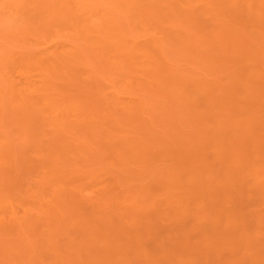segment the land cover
Listing matches in <instances>:
<instances>
[{
	"label": "rangeland",
	"instance_id": "374dc122",
	"mask_svg": "<svg viewBox=\"0 0 264 264\" xmlns=\"http://www.w3.org/2000/svg\"><path fill=\"white\" fill-rule=\"evenodd\" d=\"M224 1L0 0V264H264V0Z\"/></svg>",
	"mask_w": 264,
	"mask_h": 264
},
{
	"label": "bare ground",
	"instance_id": "6f19581e",
	"mask_svg": "<svg viewBox=\"0 0 264 264\" xmlns=\"http://www.w3.org/2000/svg\"><path fill=\"white\" fill-rule=\"evenodd\" d=\"M223 1H224V0H223ZM224 2H225V1H224ZM252 2H253V1H252ZM221 3H222V2H221ZM243 3H244V2H243ZM243 3H242V6L244 5ZM213 4H214V3H213ZM213 4H212V5H213ZM222 4H223V3H222ZM222 4H220V5H222ZM235 5H236V4H235ZM215 6H216V5H215ZM242 6H240V8H241ZM233 7H234V6H233ZM219 8H220V7H219ZM219 8H218V9H219ZM232 9H233V8H232ZM233 10H235V9H233ZM218 11H220V10H218ZM218 11H217V12H218ZM252 12H253V11H252ZM213 13H214V12H213ZM193 14H194V12H193ZM214 14H215V13H214ZM250 14H251V13H250ZM204 15H205V14H204ZM237 16H238V15H237ZM108 17H109V16H108ZM111 18H112V17H111ZM112 19H113V18H112ZM112 21H113V20H112ZM114 22H115V20H114ZM216 22H218V21H216ZM213 23H214V22H213ZM112 24H113V23H112ZM114 25H115V24H114ZM91 26H92V25H91ZM115 26H116V25H115ZM109 27H110V25H109ZM112 27H113V26H112ZM130 27H131V26H130ZM115 28H116V27H115ZM115 28H114V29H115ZM109 31H110V30H109ZM115 31H116V30H115ZM158 40H159V39H158ZM152 43H154V42H152ZM132 45H133V44H132ZM184 45H185V44H184ZM132 47L134 48V46H132ZM136 47H137V46H136ZM136 50H137V49H136ZM136 58H137V57H136ZM134 59H135V58H134ZM125 61H126V60H125ZM135 61H136V60H135ZM135 64H136V63H135ZM129 65H130V64H129ZM249 65L251 66V64H249ZM114 66H115V65H114ZM126 66H127V65H126ZM247 67H248V66H247ZM48 69H49V68H48ZM116 70H117V69H116ZM42 71H43V70H42ZM45 74H46V73H45ZM129 86H130V85H129ZM115 87H116V86H115ZM130 87H131V86H130ZM128 89H129V88H128ZM132 90H133V89H132ZM115 95H116V94H115ZM110 97H111V96H110ZM124 98H125V97H124ZM113 99H114V98H113ZM119 99H120V98H119ZM122 99H123V98H122ZM125 99H126V98H125ZM125 99H124V100H125ZM110 100H111V99H110ZM120 100H121V99H120ZM127 100H128V99H127ZM125 101H126V100H125ZM125 101H124V103H125ZM126 102H127V101H126ZM128 102H129V100H128ZM125 104H127V103H125ZM123 107H124V106H123ZM126 108H127V106H126ZM260 108H261V107H260ZM262 108H263V107H262ZM210 109H211V108H210ZM251 109H252V108H251ZM261 110H263V109H261ZM261 110H259V111H261ZM257 111H258V110H257ZM257 111H256V112H257ZM257 113H258V112H257ZM259 113H260V112H259ZM57 115H58V114H57ZM259 115H260V114H259ZM256 116H257V115H256ZM248 117H250V115H249ZM257 117H258V116H257ZM261 117H262V116H261ZM246 118H247V117H246ZM253 118H254V117H253ZM254 119H255V118H254ZM263 119H264V118H263ZM217 121H218V120H217ZM252 121H253V120H252ZM252 121H251V122H252ZM253 122H254V121H253ZM234 124H235V123H234ZM240 124H242V123H240ZM245 124H246V123H245ZM215 125H217V124H215ZM229 125H230V124H229ZM259 126H260V125H259ZM211 127H212V126H211ZM228 127H229V126H228ZM228 127H227V128H228ZM214 128H215V127H214ZM221 128H222V127H221ZM227 128H226V129H227ZM216 129H217V128H216ZM222 129H223V128H222ZM224 129H225V127H224ZM218 130H219V127H218ZM262 130H263V129H262ZM75 131H76V130H75ZM228 131H230V130L228 129ZM234 131H235V130H234ZM243 131H244V130H243ZM243 131H242L241 133H243ZM210 132H211V131H210ZM212 132H213V131H212ZM222 132H224V131H222ZM230 132H231V131H230ZM190 133H191V132H190ZM216 133L218 134V132H216ZM225 133H228V132L225 131ZM225 133H224V135H225ZM233 133H234V132H233ZM238 133H240V131H239ZM241 133H240V134H241ZM212 135H213V134H212ZM236 135L238 136V134H236ZM242 135H243V134H242ZM227 136L229 137V134H227ZM233 136H235V134H234ZM233 136H232V137H233ZM221 137H222V141H223V140H224L223 137H225V136H221ZM230 137H231V135H230ZM107 138H108V137H107ZM233 138H234V137H233ZM82 139L85 140V138H82ZM189 139H190V138H189ZM208 139L211 140V138H208ZM227 139H228V138H226V140H227ZM234 139H235V138H234ZM239 139H240V138H239ZM239 139H238V140H239ZM75 140H76V139H75ZM191 140H192V139H191ZM229 140H230V139H229ZM188 141H190V140H188ZM217 141H218V140H217ZM222 141H221V142H222ZM231 141H232V140H231ZM77 142H79L78 139H77ZM80 142H81V140H80ZM191 142H192V141H191ZM208 142H209V141H208ZM211 142H212V140H211ZM211 142H210V143H211ZM221 142H220V143H221ZM223 142H224V141H223ZM226 142H227V141H226ZM226 142H224V144H225ZM213 143H214V142H213ZM234 143H236V145H237V142H234ZM234 143H231V142L229 141V144H234ZM222 144H223V143H222ZM215 145H216V144H215ZM218 146H219V145H218ZM218 146H217V147H218ZM238 147H239V146H238ZM87 148H88V147H87ZM90 148H91V147H90ZM92 148H93V147H92ZM222 148H223V147H222ZM84 149H85V148H84ZM90 150L92 151V149H90ZM93 150H94V148H93ZM96 150H97V149H96ZM96 150H95V152H96ZM214 150H215V149H214ZM214 150H213V151H214ZM86 151H87V150H86ZM227 151H228V150H227ZM235 151H236V149H235ZM220 152H221V151H220ZM222 152H223V151H222ZM241 152H242V151H241ZM92 153H93V152H92ZM97 153H98V152H97ZM93 154H94V153H93ZM213 154H214V153H213ZM223 154H224V153H223ZM225 154H226V153H225ZM101 155H102V154H101ZM214 155H216V153H215ZM236 155H238V154H236ZM240 155H241V154H240ZM220 157H221V155H220ZM213 158H214V157H213ZM218 158H219V157H218ZM222 158L224 159V157H222ZM240 158H241V157H240ZM253 158H255V157H253ZM216 159H217V158H216ZM220 159H221V158H220ZM244 159H245V158H244ZM60 160H62V158H61ZM221 160H222V159H221ZM223 161H224V160H223ZM240 161H241V159H240ZM217 162H218V161H217ZM238 162H239V161H238ZM254 162H255V161H254ZM241 163H243V162H241ZM223 164H225V163H223ZM247 164H248V163H247ZM253 164H254V163H253ZM242 165H243V164H242ZM255 165H257V164H255ZM258 165H259V164H258ZM222 166L224 167V165H222ZM246 166H247V165H246ZM251 166H252V165H251ZM259 166H260V165H259ZM223 167H222V168H223ZM249 167H250V166H249ZM254 167H255V166H254ZM219 168H220V167H219ZM222 168H221V169H222ZM229 168H230V167H229ZM239 168H240V167H239ZM241 168H242V166H241ZM247 168H248V167H247ZM252 168H253V166H252ZM260 168H261V167H260ZM243 169H244V168H243ZM248 169H249V168H248ZM211 170H212V169H211ZM227 170H229V169H227ZM61 171H63V170H61ZM235 171H236V170H235ZM47 172H48V171H47ZM218 172H219V171H218ZM218 172H217V174L220 175V173H218ZM221 172H223V171H221ZM205 173H206V171H205ZM212 173H213V172H212ZM212 173H211V171H210V174H212ZM226 173H227V172H226ZM235 173H237V172H235ZM245 173H246V172H245ZM47 174H48V173H47ZM200 174L202 175L201 172H200ZM200 174H198V175H200ZM203 174H204V172H203ZM223 174H224V173H223ZM223 174H221V175H223ZM228 174H229V172L227 173V176H228ZM258 174H261V173H258ZM48 175H49V174H48ZM48 175H47V176H48ZM201 175H200V176H201ZM208 175H209V174H208ZM233 175H234V171H233ZM236 175H237V174H236ZM236 175H235V176H236ZM205 176H206V175H205ZM225 176H226V174H225ZM225 176H224V177H225ZM235 176H234V177H235ZM237 176H238V175H237ZM248 176H249V175H248ZM50 177H51V176H50ZM170 177H171V176H170ZM194 177H195V176H194ZM196 177H197V176H196ZM201 177H202V176H201ZM206 177H207V176H206ZM216 177H217V176H216ZM230 177H231V176H230ZM230 177H228V178H230ZM248 178H249V177H248ZM248 178H247V179H248ZM50 179H51V178H50ZM173 179H174V178H173ZM173 179H172V181H173ZM176 179H177V178H176ZM193 179H194V178H193ZM195 179H196V178H195ZM199 179H200V178H199ZM239 179H240V178H239ZM170 180H171V178H170ZM170 180H169V181H170ZM174 180H175V179H174ZM245 180H246V179H245ZM248 180H249V179H248ZM250 180H252V179H250ZM49 181H50V180H49ZM192 181H194V180H192ZM203 181H204V180H202V182H203ZM225 181H226V180H225ZM232 181H233V180H232ZM246 181H247V180H246ZM174 182H175V181H174ZM227 182H228V181H227ZM238 182H239V180H238ZM244 182H245V181H244ZM186 183H187V182H186ZM207 183H209V182H207ZM219 183H220V182H219ZM219 183H218V185H220ZM235 183H237V182H235ZM235 183H234V184H235ZM240 183H241V182H240ZM253 183H254V182H253ZM174 184H175V183H174ZM203 184H206V183L203 182ZM212 184H213V183H212ZM222 184H223V183H222ZM222 184H221V186H222ZM231 184H232V183H231ZM258 184H259V183H258ZM175 185H176V184H175ZM175 185H174V186H175ZM188 185H190V184H188ZM210 185H211V184H210ZM227 185H229V184H227ZM232 185H233V184H232ZM239 185H240V184H239ZM168 186H169V185H166L165 187H168ZM196 186H197V185H196ZM208 186H209V185H208ZM215 186H217V185H215ZM221 186H220V187H221ZM224 186H225V183H224ZM261 186H263V185H261ZM169 187H170V186H169ZM169 187H168V188H169ZM193 187H194V186H193ZM193 187H192V188H193ZM202 187H203V186H202ZM202 187H201V188H202ZM211 187H213V186H211ZM178 188H179V187H178ZM190 188H191V187H190ZM205 188H206V187H205ZM226 188H227V187H226ZM228 188H229V187H228ZM239 188H240V187H239ZM241 188H242V187H241ZM245 188H246V187H245ZM175 189H176V188H175ZM183 189H185V188H183ZM183 189H182V190H183ZM208 189H209V190H212L211 188H208ZM229 189H231V188H229ZM172 190H173V188H172ZM182 190H181V191H182ZM194 190H195V188H194ZM198 190H199V189H198ZM256 190H257V189H256ZM178 191H179V190H178ZM196 191H197V190H196ZM205 191H206V190H205ZM247 191H249V190H247ZM202 192H203V191H202ZM214 192H215V191H214ZM245 192H246V190H245ZM255 192H256V191H255ZM216 193H217V192H216ZM246 193H247V192H246ZM199 194H200V191H199ZM202 194H203V193H202ZM217 194H218V193H217ZM225 194H226V193H225ZM259 194H260V193H259ZM177 195H178V194H177ZM221 195H222V194H221ZM213 196H214V195H213ZM228 196L230 197V194H229ZM261 196H262V194H261ZM179 197H180V196H179ZM202 197H203V196H202ZM215 197H216V196H215ZM219 197H220V196H219ZM176 198H177V200H178V197H176ZM180 198H181V197H180ZM185 198H186V197H185ZM204 198H205V197H204ZM222 198H225V197L222 196ZM189 199H190V198L188 197V200H189ZM213 199H214V198H213ZM225 199H226V198H225ZM175 200H176V199H175ZM183 200H184V198H183ZM183 200L181 199L180 201H183ZM186 200H187V199H186ZM205 200H206V199H205ZM205 200H203V201L205 202ZM173 201H174V200H173ZM178 201H179V200H178ZM180 201H179V203H180ZM189 201H190V200H189ZM186 202H187V201H185V203H186ZM207 203H208V202H207ZM214 203H215V202H214ZM218 203H220V201H219ZM175 204H176V203H175ZM183 204H184V203H183ZM186 204H187V203H186ZM189 204H190V203H189ZM189 204H188V206H189ZM201 204H204V203L201 202ZM205 204H206V203H205ZM222 204H223V203H222ZM222 204H221V205H222ZM180 205H181V204H180ZM210 205H212V204H210ZM214 205H215V204H214ZM136 206H137V205H136ZM185 206H186V205H185ZM190 206H191V205H190ZM231 206H232V204H231ZM123 207H124V206H123ZM133 207H135V206H133ZM138 207H139V206H138ZM183 207H184V206H183ZM207 207H208V206H207ZM207 207H206V208H207ZM212 207H213V206H212ZM212 207H211V208H212ZM214 207H215V206H214ZM216 207H217V206H216ZM220 207H221V206H220ZM176 208H178V207H176ZM196 208H197V207H196ZM221 208H222V207H221ZM221 208H219L220 211L223 210V209H221ZM122 209H123V208H122ZM136 209H137V208H136ZM139 209H140V208H139ZM151 209H152V208H151ZM202 209H203V207H202ZM209 209H210V208H209ZM123 210H125V209H123ZM217 210H218V209H217ZM146 211H148V210H146ZM185 211H186V210H185ZM193 211H194V210H193ZM206 211H207V210H206ZM194 212L196 213V211H194ZM197 212L199 213V211H197ZM211 212H212V211H211ZM211 212H209V214H211ZM221 212H222V211H221ZM130 213H132V210H131ZM136 213H137V210H136ZM198 213H197L196 215H198ZM207 213H208V212H207ZM226 213H227V212H226ZM238 213H239V212H238ZM125 214H126V213H124V215H125ZM180 214H181V213H180ZM183 214H184V213H183ZM192 214H193V213H192ZM192 214H190V215H192ZM209 214H208V215H209ZM212 214H213V212H212ZM230 214H231V213H230ZM237 215H238V214H237ZM241 215H242V214H241ZM126 216H127V215H126ZM128 216H129V215H128ZM132 216H134V215H132ZM150 216H151V215H150ZM171 216H172V215H171ZM180 216H182V214H181ZM193 216H194V215H193ZM198 216H199V215H198ZM210 216H211V215H210ZM212 216H213V215H212ZM215 216H217V214H216ZM215 216H214V217H215ZM184 217H185V216H184ZM199 217H200V216H199ZM206 217H207V216H206ZM219 217H220V216H219ZM195 218H196V217H194V219H195ZM209 218L211 219L212 217H209ZM128 219H129V218H128ZM167 219H168V218H167ZM167 219H166V220H167ZM181 219H182V218H181ZM210 219H208V221H209ZM214 219H215V218H214ZM217 219H218V218L216 217L215 220H217ZM238 219H239V218H238ZM240 219H241V217H240ZM15 220H16V219H15ZM129 220H130V219H129ZM129 220H127V221H129ZM141 220H142V219H141ZM169 220H170V219H169ZM185 220H186V219H185ZM236 220H237V219H236ZM242 220H243V219H242ZM242 220H241V221H242ZM16 221H17V220H16ZM134 221H135V219H134ZM192 221H193V220H192ZM199 221H201V220H199ZM219 221H220V220H219ZM221 221H222V220H221ZM227 221H228V220H227ZM237 221H238V220H237ZM121 222H122V221H121ZM130 222H131V225H132V220H130ZM196 222L198 223V221H196ZM196 222H194V223H196ZM232 222H233V221H232ZM125 223H126V222H124V224H125ZM173 223H174V221H173ZM173 223H172V224H173ZM177 223H178V222H177ZM221 223H222V222H221ZM227 223H228V222H227ZM218 224H219V223H218ZM231 224H232V223H231ZM233 224H234V223H233ZM239 224H240V222H239ZM170 225H171V224H170ZM194 225H195V224H194ZM229 225H230V224H229ZM127 226H128V225H127ZM192 226H193V224H192ZM197 226H198V225H197ZM223 226H224V225H223ZM223 226H222V227H223ZM213 227H214V226H213ZM215 227H216V226H215ZM130 228H131V227H130ZM141 228H142V227H141ZM169 228H170V227H169ZM223 228H224V227H223ZM226 228H227V226H226ZM147 229H148V228H147ZM177 229H178V228H177ZM195 229H196V228H195ZM198 229H199V228H198ZM201 229H202V228H201ZM241 229H242V228H241ZM0 230H1V229H0ZM199 230H200V229H199ZM228 230H229V229H228ZM197 231H198V230H196L195 232H197ZM236 231H238V230H236ZM140 233H141V232H140ZM172 233H173V232H172ZM181 233H183V232L181 231ZM186 233H187V231H186ZM122 234H123V232H122ZM170 234H171V233H170ZM196 234H197V233H196ZM209 234H210V233H209ZM235 234H236V233H235ZM139 235H140V234H139ZM139 235H138V236H139ZM178 235H179V234H178ZM182 235H183V234H182ZM184 235H185V234H184ZM233 235H234V234H233ZM239 235H240V234H239ZM239 235H238V232H237V236H239ZM205 236H206V235H205ZM225 236H226V235H225ZM234 236H236V235H234ZM133 237H134V236H133ZM140 237H141V236H140ZM140 237H139V239H140ZM186 237H187V236H186ZM203 237H204V236H203ZM150 238H151V237H150ZM170 238H171V237H170ZM174 238H175V237H174ZM199 238H200V236H199ZM204 238H205V237H204ZM233 238H234V237H233ZM238 238H239V237H237V239H238ZM128 239H129V238H128ZM147 239H148V238H147ZM177 239H178L177 241L179 242V238H177ZM185 239H186V238H185ZM229 239H230V238H229ZM229 239H228V240H229ZM244 239H245V237H244ZM161 240H162V239H161ZM167 240H168V238H167ZM171 240H172V239H171ZM173 240H175V239H173ZM173 240H172V241H173ZM239 240H240V239H239ZM241 240H242V238H241ZM241 240H240V241H241ZM247 240H248V239H247ZM149 241H150V240H149ZM172 241H171V242H172ZM186 241H187V239H186ZM197 241H198V240H197ZM197 241H196V242H197ZM138 242H142V241H138ZM146 242H147V241H146ZM146 242L144 241V243H146ZM150 242H151V241H150ZM200 242H201V241H200ZM230 242H232V241H230ZM233 242H234V241H233ZM249 242H250V241H249ZM160 243H162V241H161ZM169 243H170V242H168V247H169V245H171V244H169ZM187 243H188V242H187ZM201 243H202V242H201ZM217 243H218V242H217ZM219 243H220V242H219ZM219 243H218V244H219ZM227 243H228V242H227ZM245 243H246V242H245ZM125 244H127V243H125ZM140 244L143 245L142 243H140ZM140 244H139V245H140ZM173 244H174V243H173ZM175 244H176V243H175ZM178 244H179V243H178ZM243 244H244V243H243ZM137 245H138V244H137ZM137 245H136V246H137ZM162 245H164V244H162ZM162 245H161V246H162ZM193 245H194V244H193ZM201 245H202V244H201ZM203 245H204V244H203ZM205 245H206V244H205ZM219 245H220V244H219ZM247 245H248V244H247ZM249 245H250V244H249ZM249 245H248V246H249ZM197 246L200 247L199 244H198ZM207 246H208V244H207ZM211 246H212V245H211ZM211 246H210V247H211ZM170 247H171V246H170ZM170 247H169V248H170ZM172 247H173V246H172ZM174 247H175V246H174ZM192 247H193V246H192ZM208 247H209V246H208ZM162 248H163V247H162ZM169 248H168V249H169ZM140 249H141V248H140ZM164 249H165V248H164ZM177 249H178V248H177ZM159 250H160V249H159ZM159 250H158V252H159ZM208 250H210V249H208ZM208 250H207V251H208ZM174 251H175V250H174ZM174 251H172V253H173ZM150 252H151V251H150ZM169 252H170V249H169ZM205 252H206V251H205ZM143 253H144V252H143ZM172 253H171V254H172ZM174 253H176V252H174ZM161 254H162V253H161ZM161 254H160V255H161ZM177 254H178V253H177ZM197 254H198V253H197ZM197 254H196V255H197ZM146 255H147V254H146ZM152 255H153V254H152ZM169 255H170V254H169ZM191 255H192V254H191ZM193 255H194V254H193ZM144 256H145V254H144ZM158 256H159V255H158ZM199 256H200V255H199ZM164 257H168V256H164ZM178 258H180V257L178 256ZM147 259H148V258H147ZM156 259L158 260V258H156ZM156 259H155V260H156ZM159 259H160V257H159ZM161 259H162V257H161ZM164 259H165V258H164ZM148 260H149V259H148ZM190 260H191V259H190ZM150 261H151V260H150ZM153 261H154V260H153ZM174 261H175V260H174ZM176 261H177V260H176ZM185 261H186V260H185ZM155 262H156V261H155ZM177 262H178V261H177ZM237 262H238V261H237ZM178 263H180V262H178ZM184 263H185V262H184ZM195 263H196V262H194V264H195ZM191 264H192V263H191Z\"/></svg>",
	"mask_w": 264,
	"mask_h": 264
}]
</instances>
